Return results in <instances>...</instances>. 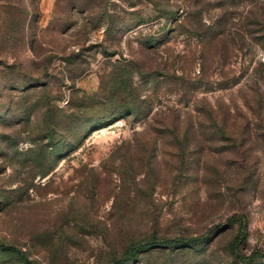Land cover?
<instances>
[{
    "label": "rangeland",
    "instance_id": "374dc122",
    "mask_svg": "<svg viewBox=\"0 0 264 264\" xmlns=\"http://www.w3.org/2000/svg\"><path fill=\"white\" fill-rule=\"evenodd\" d=\"M0 264H264V0H0Z\"/></svg>",
    "mask_w": 264,
    "mask_h": 264
},
{
    "label": "trees",
    "instance_id": "16d2710c",
    "mask_svg": "<svg viewBox=\"0 0 264 264\" xmlns=\"http://www.w3.org/2000/svg\"><path fill=\"white\" fill-rule=\"evenodd\" d=\"M239 236L236 237V239L234 240V243L232 244L233 248H235L236 244L239 243ZM170 242V241H168ZM167 243V242H166ZM136 250H131L129 249L128 251L125 252V257H129V255L135 253ZM238 257V259L242 260V261H253L255 259L256 256H259V253H253L252 255L250 256H240V255H236Z\"/></svg>",
    "mask_w": 264,
    "mask_h": 264
}]
</instances>
